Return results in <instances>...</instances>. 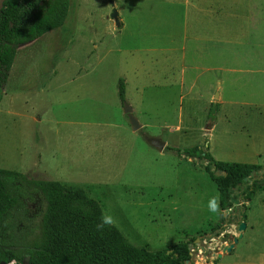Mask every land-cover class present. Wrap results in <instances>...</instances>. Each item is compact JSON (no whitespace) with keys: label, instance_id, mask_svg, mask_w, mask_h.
<instances>
[{"label":"rangeland","instance_id":"obj_1","mask_svg":"<svg viewBox=\"0 0 264 264\" xmlns=\"http://www.w3.org/2000/svg\"><path fill=\"white\" fill-rule=\"evenodd\" d=\"M229 131L264 134V0H69L60 26L15 48L0 168L83 188L135 246L186 241L183 264H264V163L212 211L206 161L173 149L246 153Z\"/></svg>","mask_w":264,"mask_h":264},{"label":"trees","instance_id":"obj_2","mask_svg":"<svg viewBox=\"0 0 264 264\" xmlns=\"http://www.w3.org/2000/svg\"><path fill=\"white\" fill-rule=\"evenodd\" d=\"M68 2L2 0L0 96L16 46L60 26ZM116 89L122 101V78L118 79ZM212 107L211 103L209 108ZM203 147L202 142L173 149L206 161L203 169L215 184L218 207L223 211L229 206L231 189L245 182L250 172L262 165L217 161ZM255 188L253 183L246 187L244 198L250 197ZM102 216L97 201L83 188L0 168V261L5 264H21L25 255L29 264H183L189 259L186 241L156 250L135 246L113 224L98 230Z\"/></svg>","mask_w":264,"mask_h":264},{"label":"crops","instance_id":"obj_3","mask_svg":"<svg viewBox=\"0 0 264 264\" xmlns=\"http://www.w3.org/2000/svg\"><path fill=\"white\" fill-rule=\"evenodd\" d=\"M193 82L190 83V86H193ZM4 93L6 90H3ZM209 130L206 133H202L199 136L202 135H206L209 134V136L211 135V132H209ZM230 134H240L243 135L245 137V142L247 144V151L246 153L243 154H233V155H228V154H222L220 153L221 150L219 149V147L217 148L218 151L215 154L214 151L211 146L209 145L210 143H206L205 142V147L207 149V152L211 155V157L214 160L217 161H227V162H240V163H246V164H262L264 163V134H258V133H241V131L239 132H226L224 133L223 139L224 142L227 139V135ZM182 135V133L180 134V136ZM198 136V135H196ZM210 151V152H209ZM212 152V154H211ZM185 156V155H184ZM188 157V156H185ZM19 172V171H18ZM21 173H24L26 175H28L29 177L34 178L33 176L29 175V171L24 170V171H20ZM40 179V178H37Z\"/></svg>","mask_w":264,"mask_h":264},{"label":"water","instance_id":"obj_4","mask_svg":"<svg viewBox=\"0 0 264 264\" xmlns=\"http://www.w3.org/2000/svg\"><path fill=\"white\" fill-rule=\"evenodd\" d=\"M1 2H2V0H0V6H1ZM110 18L113 19L115 25H118L119 21L117 18V12L114 8L110 12ZM122 112L126 115L131 130H136L140 127V124L137 122L136 118L134 117V115L132 113L131 106L128 103H126L125 101L122 102ZM146 141L149 144H151L152 146L156 147L158 150H161L165 146V143L157 137L148 136V137H146ZM222 173H224V172H222ZM252 173H253V171L250 172V175H252ZM215 174L217 175L218 172H215ZM244 227H245L244 221L241 220L238 224L237 230L241 231ZM238 236H240V234H238ZM232 239H233V241H235L236 237H232ZM231 246H232L231 243H229L227 245H223L221 252L223 253L224 251H228ZM166 252L169 253L170 250L168 249ZM219 255H220V253L218 254V256ZM28 258H29L28 255H25L21 260V264H29ZM0 264H5V263L3 261H0Z\"/></svg>","mask_w":264,"mask_h":264},{"label":"clouds","instance_id":"obj_5","mask_svg":"<svg viewBox=\"0 0 264 264\" xmlns=\"http://www.w3.org/2000/svg\"><path fill=\"white\" fill-rule=\"evenodd\" d=\"M218 208V204L216 203L215 198L213 199V201L210 203V210L215 211ZM114 218L110 215V214H104L101 217V222L99 224H97V229H103L105 226H110L112 224H114Z\"/></svg>","mask_w":264,"mask_h":264}]
</instances>
